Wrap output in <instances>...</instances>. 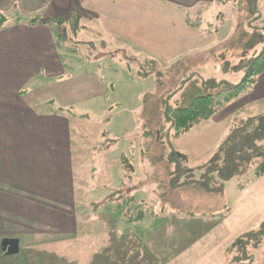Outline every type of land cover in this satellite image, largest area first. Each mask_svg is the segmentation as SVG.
<instances>
[{
  "label": "rangeland",
  "instance_id": "1",
  "mask_svg": "<svg viewBox=\"0 0 264 264\" xmlns=\"http://www.w3.org/2000/svg\"><path fill=\"white\" fill-rule=\"evenodd\" d=\"M55 2L43 16L52 19L57 36L64 29L67 44L91 45L96 35L93 22L81 16L79 23L73 18L66 28H60L57 17H70L75 7L71 0ZM207 3L183 9L192 23L207 31L212 42L192 63L155 65L142 76L138 72L147 68L145 61L120 60L116 55L117 61L110 64L99 62L108 90L96 97L89 95L96 70L91 64L94 59L82 58L83 51L88 54L90 50L80 45L79 53L70 54L65 63L70 76H84L77 80L82 89L68 91L71 103L64 110L71 137L86 142L75 145L80 147L74 155L77 232L30 240L17 255L0 256V264H231L251 255L252 264H264V238L258 235L264 228V178L245 169L222 181L218 174L224 175V164L213 162L240 120L250 118L235 116L221 121L214 116L173 139L168 135L170 123L161 115L167 108L184 107L197 96L215 93L210 83L238 84L248 64L264 49V0ZM78 24L89 29H80ZM257 92H264V80ZM148 126L160 129L155 146H150L151 160L140 153ZM95 150L104 154L108 173L99 171L91 180L87 165ZM172 152L178 155L170 163ZM98 161H103L100 156ZM177 168L192 172L176 179L177 184H190L180 188L175 205L183 201L194 208L203 206L197 212L205 213H196L202 217L178 215L161 201V185L170 169L174 172ZM211 213L222 214L224 220L217 222ZM199 225L206 228L205 236L186 251L192 242L190 233ZM238 264L248 262L242 259Z\"/></svg>",
  "mask_w": 264,
  "mask_h": 264
},
{
  "label": "crops",
  "instance_id": "2",
  "mask_svg": "<svg viewBox=\"0 0 264 264\" xmlns=\"http://www.w3.org/2000/svg\"><path fill=\"white\" fill-rule=\"evenodd\" d=\"M71 1L77 23L81 16L89 18L98 37L91 45L75 43L77 51L59 36L63 32L65 38V30L57 36L52 19L43 16L50 3L57 4L55 0H0V14L7 23L0 28V241L17 240L14 255L30 240L77 232L74 155L80 151L75 145L86 142L71 137L64 110L71 103L68 91L82 89L77 80L84 76H70L65 64L70 54L79 53L80 45L90 50L82 55L96 65L89 95L99 97L108 90L100 61L110 64L117 55L120 60L154 65L192 63L212 43L207 31L192 23L183 9L215 0ZM263 80L264 73L212 117L222 121L264 116V92H257ZM89 161L91 180L101 171L107 175L104 154L95 150ZM210 215L217 222L224 220L216 216L222 214ZM199 226L190 233L192 242L186 251L205 236L206 228ZM0 256L9 255L0 249Z\"/></svg>",
  "mask_w": 264,
  "mask_h": 264
},
{
  "label": "trees",
  "instance_id": "3",
  "mask_svg": "<svg viewBox=\"0 0 264 264\" xmlns=\"http://www.w3.org/2000/svg\"><path fill=\"white\" fill-rule=\"evenodd\" d=\"M247 12H252V10H248ZM73 18L76 19L75 22L78 21L76 12H73V15L68 18L57 17L56 23H60V26L62 28H66V23ZM5 21V18L0 17V28L7 25ZM66 32L67 31L65 30V33ZM63 35L64 33L62 32V34H60L59 36L61 37V39L64 40L65 38L63 37ZM70 48L71 50L73 49L74 51H77L74 44L70 45ZM145 64L147 68L143 71L139 70V74L142 76H146L149 72H151L147 70L148 67H152L153 69L155 67L153 62H146ZM263 72L264 49L257 56H255L248 64L245 75L238 84L230 85L225 82L210 83L209 87L211 89H215V93L197 96L193 98L187 106L184 107H174L171 109H165L161 115L170 123L168 130L169 137L177 139L178 137L188 133L195 126L210 119L213 115L222 110L228 103L233 101L247 89L251 88L255 84L257 77ZM154 119L157 120V117H155ZM142 136L144 138V141L142 144L143 149L140 153L142 157H147L150 158L149 160H151L153 158L152 149L150 148V146H155L156 142L154 138L156 137L158 139L160 137V129L158 127L155 128L152 126H148L147 130L143 132ZM222 143L223 144L219 147L218 151L215 153V157L213 158L214 163H217L219 160H221L224 164V175L222 176L221 174H218L220 180L225 181L234 175L240 174V172L244 171L245 169H252L255 177L257 178L264 176V116H259L241 121L238 127L235 128L233 132L229 134L228 138H226L225 141ZM174 155L178 154H176L175 152L169 154L170 163H172V160H174ZM156 157L159 158L160 154ZM219 169L220 168H214L215 171H219ZM191 172V170L186 169L182 172L178 168L175 169L173 172V170L170 169L167 181L161 185V201L163 203H167L175 211L182 214H192L202 208L201 205V207L194 208L192 207V205L186 204L183 201H181V203L179 204V206L181 207L175 205V203L178 204L176 200H179V192L181 191L180 188L184 187V185L190 184L187 182L177 184L176 179L180 178L183 173H185L184 175L189 176V173ZM173 202L174 206L172 204ZM139 216L137 218H139ZM216 216L221 218L223 215ZM258 235H261L260 239L264 238V228L258 231ZM252 236H257V234H252ZM252 236L248 237L249 241H252ZM260 239L259 242H261L262 240ZM131 243L135 245V242ZM128 246H130V241ZM245 256L247 255L245 254ZM252 258V255L248 257L242 256L241 259L236 258L235 260H232L231 264H238V261L241 262L242 259H244V263H246L247 261L248 264H252Z\"/></svg>",
  "mask_w": 264,
  "mask_h": 264
},
{
  "label": "water",
  "instance_id": "4",
  "mask_svg": "<svg viewBox=\"0 0 264 264\" xmlns=\"http://www.w3.org/2000/svg\"><path fill=\"white\" fill-rule=\"evenodd\" d=\"M1 251H6V255H14L18 252V241L14 239H3L0 241Z\"/></svg>",
  "mask_w": 264,
  "mask_h": 264
}]
</instances>
